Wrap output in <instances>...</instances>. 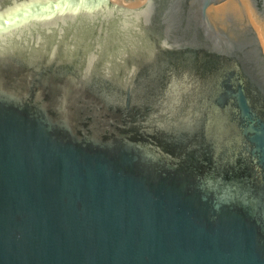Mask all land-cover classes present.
Listing matches in <instances>:
<instances>
[{"label": "water", "instance_id": "1", "mask_svg": "<svg viewBox=\"0 0 264 264\" xmlns=\"http://www.w3.org/2000/svg\"><path fill=\"white\" fill-rule=\"evenodd\" d=\"M0 264H264V0H0Z\"/></svg>", "mask_w": 264, "mask_h": 264}]
</instances>
